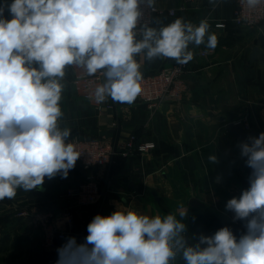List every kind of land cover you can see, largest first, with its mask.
I'll use <instances>...</instances> for the list:
<instances>
[{"label":"clouds","instance_id":"obj_1","mask_svg":"<svg viewBox=\"0 0 264 264\" xmlns=\"http://www.w3.org/2000/svg\"><path fill=\"white\" fill-rule=\"evenodd\" d=\"M244 3L255 10L264 0ZM139 5L140 0H0V201L15 199L18 190L42 191L45 178H67L75 168L81 153L67 142L70 130L59 127L68 66L89 76L103 71L97 103L111 97L132 104L142 92L137 55L184 65L194 58L190 43L217 46L206 19L193 26L178 18L159 31L143 25L138 40ZM239 149L251 169L249 187L225 204L233 221L243 222L239 236L223 226L211 235L194 234L189 244L183 222L188 207L164 217L118 209L96 214L83 242L67 238L55 264H172L178 253L185 264H264V132L240 142Z\"/></svg>","mask_w":264,"mask_h":264},{"label":"crops","instance_id":"obj_2","mask_svg":"<svg viewBox=\"0 0 264 264\" xmlns=\"http://www.w3.org/2000/svg\"><path fill=\"white\" fill-rule=\"evenodd\" d=\"M151 2L165 10H178L183 0ZM189 2L191 5L185 7L186 23L198 26L206 19L218 43L215 49L189 44L194 58L187 63V89L181 100H165L150 107L138 98L127 104L107 97L98 108L71 87L73 74L82 68H66L61 81V129L67 128L70 135L79 138H101L108 145L133 134L138 141H154L155 148L144 155L116 156L105 167L82 169L76 163L67 178H45L42 191L18 190L15 199L0 201V264H55L57 248L67 238L74 236L83 242L87 225L96 214L108 216L118 209L164 217L170 212L177 214L181 205L188 207L183 222L189 244L195 242L192 218L204 212L244 230L243 222H234L233 213L225 210V204L249 187L251 169L240 158V142L264 132V22L253 30L235 27L230 22L234 0ZM178 18L181 19L180 12L176 17L164 16L159 27ZM220 22L225 25L216 27ZM137 39H142V31L137 32ZM253 47L260 51L251 60ZM202 51L206 54L202 55ZM135 59L142 75L176 62L169 58L148 60L144 53ZM230 121L242 123L243 140L228 132ZM212 155L217 157L215 163L209 160ZM86 176L98 180L99 200L77 207L73 222L66 226L65 237H56L52 246L45 247L41 231L30 219L16 216L15 209L36 207L53 211L55 226L59 227L58 213L68 202L66 190ZM172 264H185L182 255L178 253Z\"/></svg>","mask_w":264,"mask_h":264},{"label":"built area","instance_id":"obj_3","mask_svg":"<svg viewBox=\"0 0 264 264\" xmlns=\"http://www.w3.org/2000/svg\"><path fill=\"white\" fill-rule=\"evenodd\" d=\"M189 1L183 0L179 10L184 9ZM139 7L142 15L137 32L142 31L143 25L152 27L151 25L156 20L162 19L164 16L174 17L179 11L173 8L166 10L159 8L152 2L150 3L149 0H140ZM230 22L235 27L247 30L259 28L264 22V5L255 10H250L244 0H234ZM224 25V22L215 24L216 27ZM201 54L205 55L206 51H202ZM186 70L187 64L181 65L174 62L163 65L152 73L142 75V92L137 98L150 107H154L165 100H181L187 89L184 79ZM104 79L103 71H98L89 76L82 69V71L73 74L71 87L79 97L99 108L102 106V102L97 103L95 101L94 92L97 86L106 82ZM245 127H248V123H245ZM67 142L74 143L77 150L80 151L81 156L76 163L82 169L105 167L114 155H120L124 158L132 154L144 155L156 145L152 140L138 141L133 134H129L125 139L113 145H108L101 138H79L76 135H69ZM100 196L98 180L86 176L79 184L66 190L65 197L68 202L58 213L60 214L59 227L55 226L57 223L54 219L55 213L50 210H41L36 207L15 209V215L30 219L33 225L41 231L43 245L50 247L54 244L56 237L59 239L65 237L66 226L73 222L75 209L96 203Z\"/></svg>","mask_w":264,"mask_h":264},{"label":"trees","instance_id":"obj_4","mask_svg":"<svg viewBox=\"0 0 264 264\" xmlns=\"http://www.w3.org/2000/svg\"><path fill=\"white\" fill-rule=\"evenodd\" d=\"M178 14L179 12L174 17H176ZM160 25H161V19L153 22L151 26L159 27ZM116 156L121 157L120 155H114L112 158ZM191 224H192L191 230L193 232V235L199 233L211 235L216 230H218L223 226H229L233 230L234 234H236L237 236H239L244 231L242 228L238 227L237 225H234L233 223L231 224L230 223L226 224L225 222L222 223L221 220H219L215 215L209 212H204L202 214L195 215V217L192 218Z\"/></svg>","mask_w":264,"mask_h":264},{"label":"water","instance_id":"obj_5","mask_svg":"<svg viewBox=\"0 0 264 264\" xmlns=\"http://www.w3.org/2000/svg\"><path fill=\"white\" fill-rule=\"evenodd\" d=\"M191 5L190 2H187L185 7H189ZM181 14V20L186 23V12H185V8L181 10L180 12ZM163 27V26H161ZM161 27H152L155 28L157 31H159V29ZM259 48L257 47H253L251 50V54H250V59L253 60L255 58V56L259 53ZM227 130L230 134H232L233 136H235L238 139L243 140L245 138V133L243 131L242 128V123L241 122H234V121H230L227 124Z\"/></svg>","mask_w":264,"mask_h":264},{"label":"rangeland","instance_id":"obj_6","mask_svg":"<svg viewBox=\"0 0 264 264\" xmlns=\"http://www.w3.org/2000/svg\"><path fill=\"white\" fill-rule=\"evenodd\" d=\"M179 9H180V8H179ZM179 9H178V10H179ZM181 10H182V9H181ZM181 10H179L178 12H181ZM178 12H177V13H178ZM222 223H223V222H222Z\"/></svg>","mask_w":264,"mask_h":264}]
</instances>
